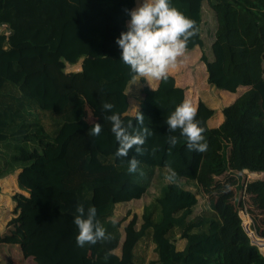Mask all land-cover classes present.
Segmentation results:
<instances>
[{
    "label": "trees",
    "instance_id": "1",
    "mask_svg": "<svg viewBox=\"0 0 264 264\" xmlns=\"http://www.w3.org/2000/svg\"><path fill=\"white\" fill-rule=\"evenodd\" d=\"M205 1L171 3L195 21L197 31L186 50L199 48L208 83L214 90H228L207 54ZM209 1L213 9L232 2ZM136 2L0 0V27L6 24L10 30L0 31V179L16 173L23 189L12 195L16 215L9 222L27 226L32 220L39 226L27 250L35 264H264V252L251 242L240 215L245 209L251 216L252 238H264V178L241 181L238 175L244 170L264 172V11L249 9L253 2H247L252 12L237 10V18L250 30V43L256 45L248 71L236 57L235 38L219 46L222 52L225 47L228 72L237 84L247 76L253 85L223 107L224 121L218 127L209 124L215 109L200 99L196 118L204 128V152L189 150L180 130L173 132L165 123L186 92L168 74L157 87L145 84L139 90L144 122L136 125L134 120V128L152 132L140 146L142 152L130 149L128 157H116L112 122L105 117L117 112L125 123L133 117L127 113L128 89L137 77L120 60L116 37L126 29V10ZM220 21L222 30L224 17ZM79 61L80 70H66L67 63ZM103 102H111L113 109L104 110ZM89 113L105 120L99 135H91L95 122L89 121ZM172 135L178 137L175 145L168 143ZM133 155L138 171L129 173ZM156 170L168 181L141 215L132 214L123 233L128 216L116 219L117 206L143 198ZM201 189L213 194L194 221ZM60 196L70 200L59 211L43 213L51 203L47 197ZM78 204L85 209L95 205L107 239L76 244L73 217ZM54 222L60 229L44 230V223ZM177 235L183 239L180 245ZM146 240L154 244L156 256L142 262L138 249ZM91 253L92 260L86 262Z\"/></svg>",
    "mask_w": 264,
    "mask_h": 264
},
{
    "label": "clouds",
    "instance_id": "2",
    "mask_svg": "<svg viewBox=\"0 0 264 264\" xmlns=\"http://www.w3.org/2000/svg\"><path fill=\"white\" fill-rule=\"evenodd\" d=\"M129 15L126 29L116 37V44L120 49V60L128 65L136 77L155 80L167 79L169 69L176 66L178 58L185 53L187 42L195 35L197 29L195 21L186 16L181 10L172 5L171 0H141L138 6L126 10ZM151 86V85H150ZM111 102H103L104 110L113 109ZM197 107L189 98H184L166 117L165 123L173 132L180 130V136L187 141L189 150L204 152L207 142L202 135L204 128L196 118ZM111 121V131L117 142L116 157H128L129 150L141 153V145L147 136L152 134L148 127L134 128L143 125L144 114L138 109L127 123L117 112H111L105 117ZM101 123L95 122L91 126V135H99ZM132 129V131H130ZM178 137H168V143L175 145ZM203 141V142H202ZM135 146V147H134ZM139 160L135 155L128 161L129 173L138 171ZM73 223L78 232L76 244L83 247L86 243L95 244L107 239L109 234L97 219V208L78 204ZM113 224L116 220L111 221Z\"/></svg>",
    "mask_w": 264,
    "mask_h": 264
},
{
    "label": "rangeland",
    "instance_id": "3",
    "mask_svg": "<svg viewBox=\"0 0 264 264\" xmlns=\"http://www.w3.org/2000/svg\"><path fill=\"white\" fill-rule=\"evenodd\" d=\"M247 2H253L254 4L253 6H249V9H252L253 11H259L258 9H261L262 11H264V0H232L229 7H221L218 9H213V7H211L210 1L207 0L205 1L203 8V15L205 20L203 32L205 38L209 41L207 42L210 48H208L207 54L210 58V61L214 62L215 64V69L217 71L216 75L220 77L224 83H227L230 86L231 89H228V91L230 92H236L238 89H248L253 85L250 82H246L251 81V78H248L247 76L244 77L243 83L237 84V81H235L236 77L232 76V72H228L231 70L229 69V65L227 63L225 47L223 52L221 51V48H219L220 44H222V41L225 42L226 39L227 41H232L235 38L234 40L237 41V45L234 43L233 46H235V50H237L236 57H238V60L243 69L245 71H248V61L250 59V54L253 51V46L256 45L254 43H250V41L253 42L252 38L250 36H247L250 30H248V28L240 22V18H237V15L240 14V12L237 10L240 9L242 11V9L244 8H247V10H249L247 7ZM233 11L236 12L233 13ZM221 16L224 17L225 21V26L222 30V24L220 21ZM2 30H4V27ZM179 66L180 65H178L177 69L181 70V76L184 74L187 77L194 76L200 83L198 86L205 85L204 89L207 90L206 92H212V96L217 99V95H213L215 93L213 86L208 83L207 79V84L204 81L205 75L203 67H195L197 69V74L192 75L191 72L187 70L189 67L181 68ZM80 69L81 66L79 62L77 64H66L67 71H77ZM192 85L197 87V83H192ZM100 120H102L101 117L97 116V121L101 122ZM238 175L240 176L241 181L264 178V172L252 173L250 171H243L238 173ZM15 178H17L16 173H13L3 179H0V193L3 194V197H5V195L8 196L5 201L8 199V202L10 201L12 203V207L10 208H13V206L15 205L12 200V195L16 192H23L22 187L19 185L18 180ZM222 179L224 178L222 177ZM167 181V178L161 177L160 172L156 170L149 186L148 192L143 198L126 202L117 206L114 215L116 219L123 218V216L126 215L128 216V219L125 220L122 225L123 233L124 226L130 220L132 214L137 213L141 215L144 206L150 203L155 198V196L160 191L161 185ZM181 183L184 186L189 185V183L184 179L181 180ZM212 194L213 192L211 193L209 191L201 189V192L199 193V201L195 207L194 214L192 215L194 221L200 217L202 210L210 205V198ZM238 197H243L241 191H238ZM47 199L51 203L47 207V209L43 210V213H47L49 210H53L55 212L59 211L60 208L64 207L65 201L70 200V197H47ZM244 212L247 213L245 209L240 211L242 220L248 217ZM11 215V219L16 215L14 212V208L10 210V213L7 215V219L10 218ZM7 219L6 222L0 221V264H35L32 262V258L28 256L27 250L31 241L33 240V237L34 239L37 238L35 232L38 230L39 226H37L36 223L32 220L28 223L27 226H20L17 223H12L9 221L7 222ZM251 223L249 219L245 220L246 227L249 229L250 233L252 232L250 229ZM43 226L42 227L44 228V230L60 229L56 222L44 223ZM22 232H26L27 236L24 238L21 237L20 234ZM177 233L179 234V229H177ZM176 239L178 245L183 242V239H181L179 235L176 236ZM261 250L264 251V249ZM117 252H120V248L117 249ZM138 254L139 258L143 259L142 262H148L151 258H154L156 256L154 244L150 240L143 241L139 246ZM93 256V253L87 256L86 262H90Z\"/></svg>",
    "mask_w": 264,
    "mask_h": 264
},
{
    "label": "crops",
    "instance_id": "4",
    "mask_svg": "<svg viewBox=\"0 0 264 264\" xmlns=\"http://www.w3.org/2000/svg\"><path fill=\"white\" fill-rule=\"evenodd\" d=\"M141 2V0H137L136 6ZM211 44V43H210ZM201 50L199 48H194L192 50H185V53L182 57L178 58V63L176 66L172 67L169 69V73L171 75H174L176 79V83L186 89L185 92V98H189L192 103L198 108V104L200 99L204 100L210 107L215 109L214 115L209 119V124L211 127H218L223 121H224V114H223V107L231 104L236 100L237 97H239L245 90L247 89H238L236 92H230L228 90H214L215 93L213 95H217V99H215L212 96V92L207 93L204 89L205 85H200V83L197 81V79L194 76H189L187 77L185 74L180 75L179 69H177L178 65L181 68H187V70L191 72L192 75L197 74V69L195 67H203L204 69V75H205V83L207 84V70L205 63L201 61ZM78 63V62H77ZM76 63V64H77ZM80 66H81V61H79ZM141 77H137L134 83H132L128 89L129 93V102H130V107L128 110V114L134 115V113L137 111L140 105V94L139 90L144 86L145 84L151 85V88L157 87L159 84L160 80H155L153 78H149L148 81L146 80L145 83H142ZM144 78V77H143ZM192 83H197V87L192 85ZM202 91V92H201ZM91 115V116H90ZM90 116V117H89ZM88 119L91 122H98L97 121V116L94 115L93 113H89ZM102 119V118H101ZM101 122H105L104 119L100 120ZM249 172L248 170H244ZM251 172V171H250ZM263 173V172H262ZM17 176V175H16ZM17 179V178H15ZM8 198L7 195L3 197V194L0 193V221L6 222L7 215L10 213V210L14 208L12 207V203L8 199L5 201V199ZM14 202V201H13ZM12 215L10 218L7 219V222L11 219ZM32 258V257H30ZM32 262L35 263L32 259ZM31 264V263H30Z\"/></svg>",
    "mask_w": 264,
    "mask_h": 264
},
{
    "label": "built area",
    "instance_id": "5",
    "mask_svg": "<svg viewBox=\"0 0 264 264\" xmlns=\"http://www.w3.org/2000/svg\"><path fill=\"white\" fill-rule=\"evenodd\" d=\"M3 27H4V30H2ZM0 31L5 32L6 34H9V33H10V30H9V28L7 27L6 24H3V25L0 27ZM246 172H247V171H246ZM252 173H253V172H252ZM241 211H242V210H241ZM244 213H245V212H244ZM245 214H247V216H248L247 218L250 217V215H249L248 213H245ZM249 219L251 220V217H250ZM243 223H245V218H244V220H243ZM251 225H252V223L250 224V228H251L252 231H254V230L252 229ZM254 232H255V231H254Z\"/></svg>",
    "mask_w": 264,
    "mask_h": 264
},
{
    "label": "water",
    "instance_id": "6",
    "mask_svg": "<svg viewBox=\"0 0 264 264\" xmlns=\"http://www.w3.org/2000/svg\"><path fill=\"white\" fill-rule=\"evenodd\" d=\"M243 226H244V228H245V231L248 233V235H249V237H250V239H251V242H252L253 244L257 245V246L260 248V250H261V249H262V248H261V245H260L259 243H256L255 240L252 238V235H251L249 229L246 227L245 223H243ZM260 238L264 239L263 237H260ZM263 249H264V248H263ZM261 251H262V250H261ZM262 252H264V251H262Z\"/></svg>",
    "mask_w": 264,
    "mask_h": 264
},
{
    "label": "bare ground",
    "instance_id": "7",
    "mask_svg": "<svg viewBox=\"0 0 264 264\" xmlns=\"http://www.w3.org/2000/svg\"><path fill=\"white\" fill-rule=\"evenodd\" d=\"M253 239L255 240L256 243H259L261 245L262 249L264 248V240H261L258 237H254Z\"/></svg>",
    "mask_w": 264,
    "mask_h": 264
}]
</instances>
